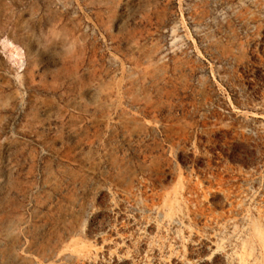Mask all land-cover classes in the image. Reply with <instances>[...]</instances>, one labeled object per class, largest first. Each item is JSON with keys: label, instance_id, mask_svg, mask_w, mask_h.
Wrapping results in <instances>:
<instances>
[{"label": "rangeland", "instance_id": "obj_1", "mask_svg": "<svg viewBox=\"0 0 264 264\" xmlns=\"http://www.w3.org/2000/svg\"><path fill=\"white\" fill-rule=\"evenodd\" d=\"M0 264H264V0H0Z\"/></svg>", "mask_w": 264, "mask_h": 264}, {"label": "clouds", "instance_id": "obj_2", "mask_svg": "<svg viewBox=\"0 0 264 264\" xmlns=\"http://www.w3.org/2000/svg\"><path fill=\"white\" fill-rule=\"evenodd\" d=\"M70 51V49H65V54H67Z\"/></svg>", "mask_w": 264, "mask_h": 264}]
</instances>
